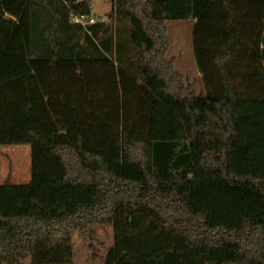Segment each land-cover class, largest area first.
Listing matches in <instances>:
<instances>
[{
  "label": "trees",
  "instance_id": "obj_1",
  "mask_svg": "<svg viewBox=\"0 0 264 264\" xmlns=\"http://www.w3.org/2000/svg\"><path fill=\"white\" fill-rule=\"evenodd\" d=\"M110 3L137 60L72 23L92 0H0V146L31 147L30 181L0 185V264H72L104 226L105 264H264V0ZM181 20L206 96L167 57Z\"/></svg>",
  "mask_w": 264,
  "mask_h": 264
},
{
  "label": "rangeland",
  "instance_id": "obj_2",
  "mask_svg": "<svg viewBox=\"0 0 264 264\" xmlns=\"http://www.w3.org/2000/svg\"><path fill=\"white\" fill-rule=\"evenodd\" d=\"M92 16L102 19L110 28L116 43L115 60L119 55L137 60V50L130 44L131 22L119 19L112 13L110 0H92ZM193 26L190 20L168 21L166 28L170 39L168 59L175 60V68L184 83L198 95L206 96L202 75L198 69L193 44ZM119 42V45H118ZM31 147L28 144L0 146V185L5 183L26 184L31 178ZM74 259L72 264H105L106 256L114 245L113 227L104 226L97 230L92 243L80 234L74 235ZM22 264H31L27 259Z\"/></svg>",
  "mask_w": 264,
  "mask_h": 264
},
{
  "label": "built area",
  "instance_id": "obj_3",
  "mask_svg": "<svg viewBox=\"0 0 264 264\" xmlns=\"http://www.w3.org/2000/svg\"><path fill=\"white\" fill-rule=\"evenodd\" d=\"M80 1V0H78ZM72 23L75 24H80L83 27H88L89 25H93L96 22V18L91 16V17H87V16H73L71 19Z\"/></svg>",
  "mask_w": 264,
  "mask_h": 264
}]
</instances>
